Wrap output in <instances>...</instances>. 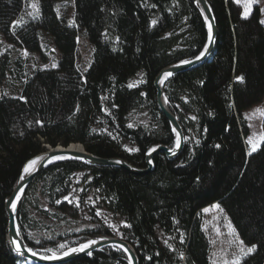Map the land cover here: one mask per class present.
<instances>
[{
	"label": "trees",
	"instance_id": "trees-1",
	"mask_svg": "<svg viewBox=\"0 0 264 264\" xmlns=\"http://www.w3.org/2000/svg\"><path fill=\"white\" fill-rule=\"evenodd\" d=\"M56 1L39 0V15L14 26L25 0H0L6 42L42 53L48 36L61 55L57 67L24 75L21 58L14 59L0 41V89L9 76L23 80L21 95L0 98V264L25 262L7 241L5 210L23 165L43 145L81 143L100 157L146 167L150 146L174 142L156 104L154 79L164 67L194 58L206 40L194 0H74L75 25L57 15ZM210 2L219 28L216 54L164 86L186 135L182 153L174 160L157 154L154 170L144 175L73 161L49 167L33 179L18 208L29 247L114 236L94 212L79 221L80 208L64 199L83 172L77 183L81 197L93 192L100 207L123 219L122 238L135 247L140 264H211L204 210L213 204L223 207L246 244L256 246L241 264H264V145L249 155L244 117L264 102L261 10L255 6L245 18L236 0ZM78 31L94 47L84 74L76 65ZM139 73L141 82L129 87ZM138 112L148 122L131 125ZM64 264L128 261L122 252L106 249Z\"/></svg>",
	"mask_w": 264,
	"mask_h": 264
},
{
	"label": "rangeland",
	"instance_id": "rangeland-1",
	"mask_svg": "<svg viewBox=\"0 0 264 264\" xmlns=\"http://www.w3.org/2000/svg\"><path fill=\"white\" fill-rule=\"evenodd\" d=\"M241 4L243 8V16L245 11H248L246 5L249 0H236ZM35 3L38 8V13L29 6V0H25V5L14 22L15 25L17 21L22 23L26 20L34 18L39 15V0H31ZM255 6H259L261 10V21H264V0H259V2H253L251 5V10L248 16L251 14ZM55 10L60 18H63L68 24L75 25V2L74 0H58L55 3ZM32 13V15H29ZM59 13V14H58ZM247 16V17H248ZM245 17V16H244ZM264 25V23H262ZM0 41L3 44V49H10L12 57L14 59L21 58L23 63L22 72L27 75L29 72L37 68H49L57 67L58 62L61 58L59 50L55 47L51 38L44 36V49L42 53L29 52L27 49L17 48L6 42L2 35H0ZM46 44V45H45ZM94 47L90 42L85 31H78L77 35V58L76 65L81 72L84 74L90 67L93 58ZM142 80V73H139L131 81V85L137 86ZM23 80L17 79L14 75L9 76L3 87L0 89V98L4 95L7 96H19L22 91ZM260 111H257V110ZM264 102L251 107L244 112V117L249 125L250 134L247 138V144L249 152H251V145L248 140L251 138L254 144H258L257 150L264 145V141H261V137L264 136ZM148 122V117L144 112L133 113L131 115V125L136 124H146ZM128 149H135L134 146H128ZM83 172H78L74 179V186L71 192L66 196L69 203H73L80 208L78 214V220H89L91 218L90 212H94L100 224L108 227L112 230L114 236L122 238L121 227L125 225L123 219L119 216L113 215L107 209L100 207L98 204V199L95 197L94 193L91 192L85 199L81 197L82 187L77 186V183ZM212 206L204 210V229L209 237L211 243V253L210 261L211 264H233L234 261L239 260L240 264L243 260L249 256L251 253L245 255L247 249L253 245H248L241 238L240 234L236 230L232 220L229 215L225 212L222 206L219 208ZM97 212L100 215H97ZM83 227L82 225L78 226ZM78 228V229H79ZM162 238V236H159ZM57 246L52 249L53 252H63L66 249L72 247H67V242L56 241ZM64 244L65 248H60L59 245ZM41 249V250H47ZM243 249V251H242Z\"/></svg>",
	"mask_w": 264,
	"mask_h": 264
},
{
	"label": "water",
	"instance_id": "water-1",
	"mask_svg": "<svg viewBox=\"0 0 264 264\" xmlns=\"http://www.w3.org/2000/svg\"><path fill=\"white\" fill-rule=\"evenodd\" d=\"M194 3L201 12L206 28V40L201 51L194 58L184 60V61H191L190 63H183V61H181L164 67L163 69L160 70V72L157 74V76L154 79V88L156 90V104L158 106L159 111L164 115V117L166 118V120L170 125L174 137L173 144L166 145L159 143L150 146L145 153L146 167L144 168L136 167L124 158H120V157L105 158L92 154L88 152L81 143H72L74 145H77V148H72L71 144H69L68 146L57 145L55 147L51 145H43L45 147V150L31 157L29 160L37 156H42L44 157V159L38 163V165L36 166V170H34L31 175L25 174L23 172V169L29 160L23 165L21 175H24V179L21 180L19 178V181L17 182L10 197L6 200L5 203V210L7 214V237H6L7 241L9 243L11 250L18 257L24 259L26 264H64L79 259L83 256H88L87 254L88 252L94 254L96 252H101L106 249H112L122 252L127 257L128 264H130L129 258H131V264H140V257L135 247L130 242L126 241L123 238L110 236V235H99L95 237H90L89 239L77 245H74L61 253L55 252L57 257H59L58 259H54V260L42 259L41 257L51 256L52 253L48 252L47 250L31 248L24 242L23 237L21 235L20 226L18 223V208L26 193V190L28 189L33 179L37 177L39 174H41L43 171L48 169L49 167L56 165L58 163L73 161V162H80L88 166L117 167V168L125 169L128 172L135 175H144L153 171L155 166L154 157L157 154L162 153L166 156L168 160H174L182 153V151L186 146V135L178 115L170 106L169 99L164 91V86L167 83V81H169L174 76L187 71H191L193 69L202 66L207 62H210L214 57V55L216 54V46L219 35L217 18L210 0H202V2L199 4L197 3V0H194ZM205 17H207V20L205 19ZM208 24L212 25L213 36L211 42H209L208 40ZM206 47L208 49L206 54L202 56L200 59H197V56H200L201 52H203ZM166 72H172L173 75L168 77L166 80H164L163 84H161L160 81L163 79V74ZM165 97H167L166 101H165ZM177 136H179L180 139L179 147H176ZM153 149L155 150L152 151ZM52 155H63L69 158L63 160H53L49 162V156ZM13 203L15 204L14 210L10 206ZM13 241H15L16 243H13ZM89 241H97V243H95L90 248H87L82 252L81 251L74 253L71 252L72 248H79L81 245L86 244ZM17 244L20 247V252L23 253L22 255L16 251ZM29 249H31V251H29ZM125 249H127V251H125ZM33 252H35L36 255H33ZM65 252H68L69 254L65 256L64 255Z\"/></svg>",
	"mask_w": 264,
	"mask_h": 264
},
{
	"label": "snow or ice",
	"instance_id": "snow-or-ice-1",
	"mask_svg": "<svg viewBox=\"0 0 264 264\" xmlns=\"http://www.w3.org/2000/svg\"><path fill=\"white\" fill-rule=\"evenodd\" d=\"M202 0H197V3H201ZM253 2H259V0H249L248 4L246 5V8L248 9V11H245L244 13V16L245 18H247L250 10H251V5ZM29 6L34 9L37 13H38V8H37V5L35 3H32L31 0H29ZM59 14V13H58ZM29 15H32V13H29ZM205 19L207 20V17H205ZM19 23H22V20L21 21H17L16 24H19ZM155 23V21H153V24ZM261 23H264V21H261ZM212 36H213V32H212V25L211 24H208V40L209 42L212 41ZM208 51L207 47L204 49L203 52H201L200 56H197V59H200L202 56H204L206 54V52ZM191 61H183V63H190ZM55 67V65H53ZM171 75H173L172 72H166L163 74V79L160 81L161 84H163L164 80H166L168 77H170ZM238 80L242 81L243 80V77H237ZM129 87H133V85H129ZM167 100V97H165V101ZM257 111H260L259 109ZM264 114V113H262ZM192 119H195V117H192ZM38 124H40L41 122L40 121H37ZM131 127V125H129ZM261 141H264V136L261 137ZM248 143L251 145V152H249V155L252 154V152H255L258 148V144H254L252 142V139L250 138L248 140ZM180 146V139H179V136H177V142H176V147H179ZM216 147H220L219 145H217ZM155 149H153L152 151H154ZM129 151H138V149H129ZM173 154H174V151H173ZM66 158H69V157H66V156H63V155H52V156H49V162L53 161V160H63V159H66ZM78 158V157H77ZM44 159V157L42 156H37L31 160L28 161V163L25 165L24 169H23V172L25 174H28V175H31L32 172L34 170H36V166L38 165V163L40 161H42ZM21 180L24 179V175H21L20 177ZM65 199H67V197H65ZM13 210L15 209V204H11L10 205ZM215 207L219 208V205H215ZM205 211H207V209H205ZM97 215H100L99 212H97ZM128 227H130V225H126ZM19 234V233H17ZM13 243H16L15 241H13ZM37 243H39V241H37ZM95 243H97V241H89L88 243L86 244H83L81 245L79 248H72L71 249V252H78V251H84L85 249L87 248H90L92 245H94ZM59 247L62 249V248H65V245L64 244H60ZM255 245H253L252 247L248 248L247 249V252L245 253V255L253 252L255 250ZM16 251L18 253H20L21 255L23 253L20 252V247L19 245L17 244L16 246ZM29 251H31V249H29ZM48 252H51L52 255L51 256H44V257H41L42 259H51V260H54V259H58L59 257H57L56 253L53 252L52 249H47ZM125 251H127V249H125ZM243 251V249H242ZM69 253L68 252H65L64 255L67 256ZM88 255H91L92 253L91 252H88L87 253ZM33 255H36L35 252H33ZM130 260V264H131V258H129ZM233 264H240V261L239 260H236L233 262Z\"/></svg>",
	"mask_w": 264,
	"mask_h": 264
},
{
	"label": "bare ground",
	"instance_id": "bare-ground-1",
	"mask_svg": "<svg viewBox=\"0 0 264 264\" xmlns=\"http://www.w3.org/2000/svg\"><path fill=\"white\" fill-rule=\"evenodd\" d=\"M58 146H63V145H58ZM71 147L72 148H77V145H74V144H72L71 143ZM78 148H80V147H78ZM155 164V163H154ZM155 167V166H154ZM154 170V169H153ZM56 253H61V252H56ZM15 254V253H14ZM17 256V255H16ZM21 258V257H20ZM22 259V258H21ZM22 260H24V259H22ZM22 264H26V262H24V263H22Z\"/></svg>",
	"mask_w": 264,
	"mask_h": 264
}]
</instances>
